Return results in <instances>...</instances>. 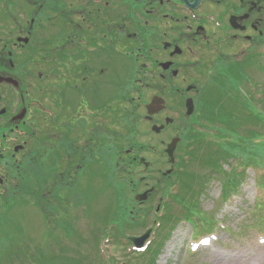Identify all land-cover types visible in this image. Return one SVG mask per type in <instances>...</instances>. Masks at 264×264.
Masks as SVG:
<instances>
[{"label": "flooded vegetation", "instance_id": "flooded-vegetation-1", "mask_svg": "<svg viewBox=\"0 0 264 264\" xmlns=\"http://www.w3.org/2000/svg\"><path fill=\"white\" fill-rule=\"evenodd\" d=\"M263 48L264 0H0V191L11 183L18 188L50 156L74 192L109 148L110 84L116 93L127 86L136 93L143 111L137 118L153 137L167 135L160 146L126 150L132 174L144 183L157 170L159 183L169 181L180 170L166 153L172 141L180 139L176 152L205 141L170 134L176 129L165 115L170 98L199 125L197 105L205 108L212 75ZM145 92L154 94L146 100ZM155 97L164 108L150 114ZM142 153L174 171L165 175ZM70 201L77 202L75 194Z\"/></svg>", "mask_w": 264, "mask_h": 264}, {"label": "rangeland", "instance_id": "rangeland-1", "mask_svg": "<svg viewBox=\"0 0 264 264\" xmlns=\"http://www.w3.org/2000/svg\"><path fill=\"white\" fill-rule=\"evenodd\" d=\"M211 78L205 108L197 105L199 125L187 121L179 100H169L165 115L175 120L176 127L170 134H181L183 141L200 134L205 141L197 143L196 150L179 147L175 158L180 170L161 183L159 175H154L157 170L140 183L139 176L132 174L126 150L141 144L160 146L167 135L153 137L137 118L143 111L133 101L136 93L128 86L116 93L110 84L109 148L98 154L99 164L80 176L74 192L62 184L59 173L63 175L64 169L58 167L54 154V160L49 156L43 164L30 162L31 174L28 170L18 188L11 183V188L1 189L0 264H264V203L257 201L261 194L255 171L249 168L242 176L233 174L236 168L243 171V165L252 163L257 154L264 165V147L219 145L226 141L223 136L244 137L246 144L264 137V123L240 121L247 113L241 94L253 91L257 109L264 111V48L238 56ZM228 79L230 84H221ZM216 90L225 91V96L217 98ZM145 94L149 100L154 92ZM235 95L240 100H233ZM214 101L227 102V107L213 115L209 107ZM123 112L126 117L120 125ZM141 156L155 160V168L169 171L158 156ZM230 183L240 184L237 193L225 192ZM178 184V197L172 196L176 189L166 193ZM146 188L158 191L139 202L136 196ZM61 194L66 198L62 205L57 203ZM74 194L77 202L71 204ZM192 216L194 221L186 220ZM149 230L143 249H135L129 238ZM127 239L131 244L127 245Z\"/></svg>", "mask_w": 264, "mask_h": 264}, {"label": "trees", "instance_id": "trees-1", "mask_svg": "<svg viewBox=\"0 0 264 264\" xmlns=\"http://www.w3.org/2000/svg\"><path fill=\"white\" fill-rule=\"evenodd\" d=\"M221 84H230L229 83V79L225 83H221ZM229 87H230V85H228L226 87V89L229 88ZM215 93H216L217 98H219V96L222 95V94L225 96V91H219L218 92L216 90ZM239 98H240L239 95H235V97L232 98V99L233 100L236 99V101H237V99H239ZM241 98H242L241 101H243L246 104L247 113L243 115V117L240 119V121L242 123H249V124L258 123V122L264 123V111H261V110L257 109L258 106H256L257 102H256V98L254 97L253 91H249V94H246L244 96L241 94ZM226 104H227V102H217L216 103L214 101L213 105H211V107H209V108L212 109V112H213V115H214V114H217L218 111H221L222 108L223 109L226 108L227 107ZM233 124H236V121H233ZM229 125L232 126L231 122H230ZM223 138H226V141L224 142V144H219L221 146L222 145H225V146H228V147L229 146L230 147L231 146H235L236 149H242V148L243 149H250V147L257 148L258 146H263L264 147V137H262V139L260 141L257 138L256 139H251V140L248 141L247 144L244 142V137L232 136V137L227 138V136H223ZM256 158H259L258 154L254 158L252 163L243 165V167H245V169L243 171H240V173H239L238 172L239 168H236L233 171V174L235 176L239 177V176H242V174H245V172L249 168L254 170L255 174H256V185H257V188L259 190V195L261 194V197L260 196L257 197V201L260 202V200H262V203H264V165L262 163H260ZM239 185H240L239 183L237 185H235V183H230L228 186H226L225 192L226 191H233V192L237 193V191L239 190ZM173 186H170L166 190V193H168V195H171V194L174 193V191L176 189L178 192H176L172 196L178 197L179 191L181 190V188H180L179 184L178 185H173ZM179 201H180V199H179ZM194 217H196V216H192L191 219H186V220L192 222V221H194V219H193ZM110 237L112 238V236H110ZM126 243H127V245L131 244L128 241V239H127ZM135 252H137V251H135ZM140 254L143 256V253H140Z\"/></svg>", "mask_w": 264, "mask_h": 264}, {"label": "water", "instance_id": "water-1", "mask_svg": "<svg viewBox=\"0 0 264 264\" xmlns=\"http://www.w3.org/2000/svg\"><path fill=\"white\" fill-rule=\"evenodd\" d=\"M164 100L162 98L159 97H155L152 100V103L148 106V111L150 114H153L154 112L160 111L164 108ZM194 112V106L192 104L191 107L188 108V115L193 114ZM179 138H175L172 143L168 146L166 153L168 154L169 158H170V162L172 164H175V153H176V148H177V144L179 142ZM142 161H144V159H142ZM148 165V163H146ZM172 172V170H169L167 172V174H170ZM154 188L146 191L143 194H139L136 196V199L139 202L145 201L148 199V197L153 193ZM151 235V230H149L146 234H144L143 236L139 237V238H129V240L134 244L136 249H143V247L145 246L146 241L148 240V238Z\"/></svg>", "mask_w": 264, "mask_h": 264}]
</instances>
